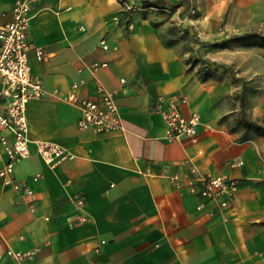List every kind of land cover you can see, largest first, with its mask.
Returning a JSON list of instances; mask_svg holds the SVG:
<instances>
[{"label":"crops","instance_id":"0c3cea01","mask_svg":"<svg viewBox=\"0 0 264 264\" xmlns=\"http://www.w3.org/2000/svg\"><path fill=\"white\" fill-rule=\"evenodd\" d=\"M16 1L0 0V25L13 19ZM146 2H32L29 59L48 95L27 104L32 142L15 165L21 186L0 182V264H264V97L247 106L231 77L202 80L183 41L164 39L168 22L153 11L163 0ZM211 6L214 32L230 10L247 13L245 26L264 22V0ZM104 61L93 73L92 64ZM97 79L120 106L122 124L109 132L81 129L82 111L62 97L79 80L86 81L81 94L94 96ZM162 94L186 96L185 116L201 113L197 138H168L154 108ZM39 139L74 156L50 164ZM7 159L0 154V169ZM191 164L241 180L227 208L174 186L167 173H190Z\"/></svg>","mask_w":264,"mask_h":264},{"label":"built area","instance_id":"2783aa9c","mask_svg":"<svg viewBox=\"0 0 264 264\" xmlns=\"http://www.w3.org/2000/svg\"><path fill=\"white\" fill-rule=\"evenodd\" d=\"M34 0H17L13 8L14 17L11 21L0 25V97L5 102L0 107V154H7L8 159L0 169V182L19 188L15 177L16 162L30 154V127L27 115V104L32 98L48 95L42 79L33 73L29 53L33 47L30 40L31 18L33 16L32 2ZM195 12V9H191ZM101 44L108 49L109 44L102 39ZM39 59L45 57L42 47H37ZM108 62H95L91 66L93 73L107 66ZM124 81V80H122ZM85 80L75 81L62 95L68 102L76 105L82 111L79 125L84 130L109 132L122 124V116L117 96L100 80H96L97 92L94 96L86 97L81 90ZM56 90L55 94L59 95ZM187 102L184 95H159L154 108L159 111L169 125L168 138L179 140L184 137L195 139L199 134V126L203 123L202 115L193 111L189 116L182 112V105ZM37 151L46 162L58 164L73 153L62 145L47 141L36 140ZM238 161L237 165H242ZM167 176L178 189L187 188L190 192L206 198L215 199L221 207L227 208L234 191L242 184L237 177L228 174H211L202 172L191 164L190 173H167ZM79 203L85 204L84 199ZM86 220V217H81ZM16 256L30 255L31 252L17 251Z\"/></svg>","mask_w":264,"mask_h":264},{"label":"rangeland","instance_id":"374dc122","mask_svg":"<svg viewBox=\"0 0 264 264\" xmlns=\"http://www.w3.org/2000/svg\"><path fill=\"white\" fill-rule=\"evenodd\" d=\"M212 3L214 0H163L153 11L158 9L157 12L168 22L164 29L166 42L182 40L188 58H199L198 63H194L197 68L201 66L203 59L214 62V67L218 64L228 65L227 77H231L237 84H242L244 102L247 106L252 105L260 97H264V40L245 45L236 40V36L254 32L264 34V22L257 26H245L247 13H235L230 10V15L226 13L220 21L219 29L214 32L211 26L215 27L214 22L219 19L211 20L206 17L208 10L213 9ZM127 7L131 8L128 5ZM192 8L195 12L191 11ZM131 9H135L133 4ZM177 10L182 18L178 19L179 23H175L171 18ZM218 70L223 68L218 67Z\"/></svg>","mask_w":264,"mask_h":264},{"label":"trees","instance_id":"16d2710c","mask_svg":"<svg viewBox=\"0 0 264 264\" xmlns=\"http://www.w3.org/2000/svg\"><path fill=\"white\" fill-rule=\"evenodd\" d=\"M125 3V2H124ZM253 38V40H251ZM236 40H240L243 44L245 45H253L255 44L256 41H263L264 40V34H260L257 32L254 33H246L243 35H238L236 36ZM199 58H194L193 56L189 57L187 59V63L191 64L193 66H196L194 63H198ZM214 62L203 59L201 66L198 69L200 78L202 80H207V79H223L227 77L226 71L229 69V66L226 64H218L216 67ZM218 67L223 68V70H218ZM250 125H255L259 130H262L263 127L254 123V122H249Z\"/></svg>","mask_w":264,"mask_h":264}]
</instances>
